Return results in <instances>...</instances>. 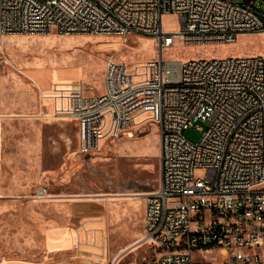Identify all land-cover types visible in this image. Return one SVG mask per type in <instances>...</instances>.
<instances>
[{
    "label": "built area",
    "instance_id": "2783aa9c",
    "mask_svg": "<svg viewBox=\"0 0 264 264\" xmlns=\"http://www.w3.org/2000/svg\"><path fill=\"white\" fill-rule=\"evenodd\" d=\"M167 15L178 18L175 32L164 28ZM50 33L157 41L156 81L111 59L102 94L79 88L65 116L89 155L120 138L138 112L158 108L161 183L145 197L146 237L159 252L151 264H264V57H165L177 41L212 46L264 34V0H0V36ZM196 125L202 136L192 143L184 132ZM213 249L226 257L195 260Z\"/></svg>",
    "mask_w": 264,
    "mask_h": 264
},
{
    "label": "rangeland",
    "instance_id": "374dc122",
    "mask_svg": "<svg viewBox=\"0 0 264 264\" xmlns=\"http://www.w3.org/2000/svg\"><path fill=\"white\" fill-rule=\"evenodd\" d=\"M163 23L168 32L179 27L174 15ZM161 56L157 41L139 34L0 37V264H151L158 257L145 233V197L161 183L158 108L138 112L120 138L89 155L65 116L79 88L102 94L109 60L154 82ZM249 56L264 57V34L212 46L177 41L165 52L183 63ZM197 126L184 132L192 143L202 136ZM203 254L195 260H221L227 251Z\"/></svg>",
    "mask_w": 264,
    "mask_h": 264
},
{
    "label": "trees",
    "instance_id": "16d2710c",
    "mask_svg": "<svg viewBox=\"0 0 264 264\" xmlns=\"http://www.w3.org/2000/svg\"><path fill=\"white\" fill-rule=\"evenodd\" d=\"M157 167H158V170L161 171V174H162V164H161V159L158 160Z\"/></svg>",
    "mask_w": 264,
    "mask_h": 264
},
{
    "label": "bare ground",
    "instance_id": "6f19581e",
    "mask_svg": "<svg viewBox=\"0 0 264 264\" xmlns=\"http://www.w3.org/2000/svg\"><path fill=\"white\" fill-rule=\"evenodd\" d=\"M0 37H3V36H0ZM174 62H177V61H174ZM178 63H181V62H178ZM158 79V75H157V78H156V80ZM155 80V81H156ZM152 108V107H151ZM153 108H155V107H153ZM146 109H148V108H146Z\"/></svg>",
    "mask_w": 264,
    "mask_h": 264
},
{
    "label": "crops",
    "instance_id": "0c3cea01",
    "mask_svg": "<svg viewBox=\"0 0 264 264\" xmlns=\"http://www.w3.org/2000/svg\"><path fill=\"white\" fill-rule=\"evenodd\" d=\"M77 263V262H76ZM75 262H70L69 264H76Z\"/></svg>",
    "mask_w": 264,
    "mask_h": 264
}]
</instances>
